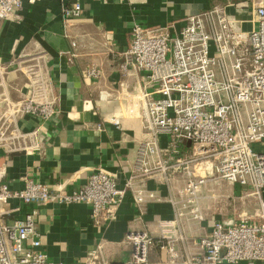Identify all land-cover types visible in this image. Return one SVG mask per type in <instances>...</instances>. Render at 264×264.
<instances>
[{
    "label": "built area",
    "instance_id": "built-area-1",
    "mask_svg": "<svg viewBox=\"0 0 264 264\" xmlns=\"http://www.w3.org/2000/svg\"><path fill=\"white\" fill-rule=\"evenodd\" d=\"M37 1L0 0V20L19 10L21 3ZM229 7L245 17L228 14ZM81 9L79 2L65 5L62 16L65 21L76 19ZM173 28L133 23L120 70L142 73L143 83L136 89L121 84L118 93L105 89L98 96L100 103L119 107V116L104 121L119 125L124 117L135 119L143 131L124 181L117 183L103 169L94 170L70 190L67 182L49 187L26 178L22 189L12 190L0 181V264H61L49 261L41 249L34 211L5 221L15 212L11 207L15 200L24 205L82 204L88 208L90 223L98 225L115 219L127 195L138 217L143 204L167 202L172 218L156 220V237L144 230L129 231L128 261L106 260L98 243L82 264H152L148 259L152 246L175 259L174 246L183 239L182 222L203 221L202 190L222 181L238 186L236 196L252 198L256 208L235 221H212L209 232L196 242L201 254L186 257L185 264L219 260L264 264V0L226 2L188 14L179 30ZM5 74L6 68L0 66V81ZM99 75L96 67L83 73L84 79ZM54 114L51 103L7 100L0 111V149L31 152L37 148L30 144L36 131L22 133L17 121L26 115L47 121ZM148 181L165 187L166 197L149 189Z\"/></svg>",
    "mask_w": 264,
    "mask_h": 264
},
{
    "label": "crops",
    "instance_id": "crops-1",
    "mask_svg": "<svg viewBox=\"0 0 264 264\" xmlns=\"http://www.w3.org/2000/svg\"><path fill=\"white\" fill-rule=\"evenodd\" d=\"M74 2L81 4L80 16L65 21L62 8ZM226 2L39 0L33 4L21 3L19 10L0 20V66L6 68L0 81V111L7 100L31 99L39 105L51 103L55 114L47 121L37 115H26L17 121V129L22 133L36 131L30 144L36 143L37 148L12 153L0 149V181L12 190L22 189L26 178L49 187L67 182L70 190L82 185L94 170L103 169L117 183H122L143 131L135 119L124 117L119 125L104 121L110 116H119V107L116 103H100L98 96L105 89L118 93L121 84L127 89H136L143 83L142 73L122 74L120 70L124 63L121 53L130 41L133 23L147 27L172 24L177 31L188 14ZM226 12L245 17L233 7L226 8ZM92 67L99 69V77L84 79L83 73ZM216 185L215 190L207 187L202 190L203 221L194 225L182 222L183 239L174 246L178 257L171 259L152 246L148 253L150 263L185 264L186 257L201 254L196 242L209 232L212 221H235L246 215L242 211L244 207L246 212H252V208L247 210L236 197L241 191L238 186L226 182ZM147 187L156 188L162 197L167 195L165 187H157L153 181H148ZM11 207L15 212L5 218L6 222L35 212L41 249L49 261L61 264H82L86 253L98 243L103 247L106 260L128 261L131 247L125 235L129 231L144 230L156 237V220L172 218L167 202L143 204V214L138 217L130 195L117 208L113 221L98 225L90 223L88 208L82 204L24 205L15 200ZM200 264L230 263L219 260Z\"/></svg>",
    "mask_w": 264,
    "mask_h": 264
},
{
    "label": "rangeland",
    "instance_id": "rangeland-1",
    "mask_svg": "<svg viewBox=\"0 0 264 264\" xmlns=\"http://www.w3.org/2000/svg\"><path fill=\"white\" fill-rule=\"evenodd\" d=\"M222 182H223V181H222ZM206 187H207L209 190L212 191V190H215V188L217 187V185L213 182V183H211V184H209V185L207 184L204 188H206ZM238 196H239V195H238ZM238 196H236V197H238ZM239 198H240V197H239ZM240 201L243 202V203H242L243 206H246V207H247V210H248L249 207L252 208V212H251V213L253 214L254 209L256 208V205H255V203H254V200H253L252 198H250V197H248V198H247V197H246V198L244 197V199H240ZM244 208H245V207H244ZM244 208L242 209V211L245 212L247 216L251 215V213L246 212V209H244ZM243 212H242V213H243Z\"/></svg>",
    "mask_w": 264,
    "mask_h": 264
},
{
    "label": "trees",
    "instance_id": "trees-1",
    "mask_svg": "<svg viewBox=\"0 0 264 264\" xmlns=\"http://www.w3.org/2000/svg\"><path fill=\"white\" fill-rule=\"evenodd\" d=\"M222 1H230V2H232V3H237V2H240V1H244V0H222Z\"/></svg>",
    "mask_w": 264,
    "mask_h": 264
}]
</instances>
